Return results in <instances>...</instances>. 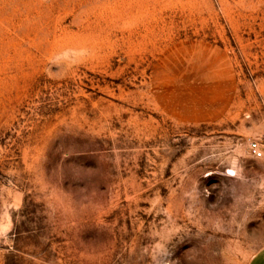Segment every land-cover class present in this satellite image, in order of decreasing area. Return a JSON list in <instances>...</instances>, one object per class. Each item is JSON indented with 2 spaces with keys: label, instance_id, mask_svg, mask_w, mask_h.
Instances as JSON below:
<instances>
[{
  "label": "rangeland",
  "instance_id": "rangeland-1",
  "mask_svg": "<svg viewBox=\"0 0 264 264\" xmlns=\"http://www.w3.org/2000/svg\"><path fill=\"white\" fill-rule=\"evenodd\" d=\"M252 141L264 0H0V264H249Z\"/></svg>",
  "mask_w": 264,
  "mask_h": 264
},
{
  "label": "built area",
  "instance_id": "built-area-1",
  "mask_svg": "<svg viewBox=\"0 0 264 264\" xmlns=\"http://www.w3.org/2000/svg\"><path fill=\"white\" fill-rule=\"evenodd\" d=\"M250 149L252 154L256 157H262L264 154V151L258 141H252L250 143Z\"/></svg>",
  "mask_w": 264,
  "mask_h": 264
},
{
  "label": "crops",
  "instance_id": "crops-1",
  "mask_svg": "<svg viewBox=\"0 0 264 264\" xmlns=\"http://www.w3.org/2000/svg\"><path fill=\"white\" fill-rule=\"evenodd\" d=\"M249 264H264V247L253 256Z\"/></svg>",
  "mask_w": 264,
  "mask_h": 264
}]
</instances>
